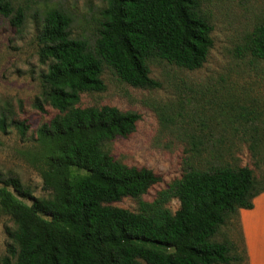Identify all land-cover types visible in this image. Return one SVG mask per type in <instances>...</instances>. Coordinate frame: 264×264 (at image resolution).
Here are the masks:
<instances>
[{
    "label": "trees",
    "instance_id": "1",
    "mask_svg": "<svg viewBox=\"0 0 264 264\" xmlns=\"http://www.w3.org/2000/svg\"><path fill=\"white\" fill-rule=\"evenodd\" d=\"M105 1L94 48L72 37V18L64 11L50 10L43 18L39 56L48 71L42 97L57 111L38 130L40 173L50 198H35L18 178L0 173V208L15 224L1 264H241L245 258L235 244L215 237L240 210L253 209L264 193V175L258 179L249 166L229 162L232 149L197 150L210 165L191 167L137 212L113 205L139 199L162 177L110 152L112 143L136 131L140 116L113 106L81 107L82 95L105 91L104 66L133 87L155 88L151 59L195 71L213 41L198 0ZM0 12L10 17L9 2L0 1ZM24 19L20 9L11 22L21 27ZM246 50L264 60V22ZM249 152L254 160L261 155L254 146ZM171 199L180 202L175 212L166 206Z\"/></svg>",
    "mask_w": 264,
    "mask_h": 264
},
{
    "label": "rangeland",
    "instance_id": "2",
    "mask_svg": "<svg viewBox=\"0 0 264 264\" xmlns=\"http://www.w3.org/2000/svg\"><path fill=\"white\" fill-rule=\"evenodd\" d=\"M0 1L9 2L12 10L10 17L0 12V173L3 178H18L35 198L48 199L50 192L44 189L40 173L42 148L38 130L57 111L43 102L42 78L48 65L40 61L39 30L47 12L62 10L72 18V37L94 48L107 3ZM198 2L200 15L212 27L213 41L202 68L188 71L154 58L149 62L150 77L158 86L137 88L104 66L105 91L82 95L81 107L113 106L140 116L136 131L112 143L110 152L128 166L145 167L162 177L147 194L139 199L124 198L113 204L116 207L137 212L141 202L159 199L191 167L206 169L211 162L206 155L199 156L197 150L232 149L229 162L249 166L258 179L264 175V60L246 50L264 22V0ZM20 9L25 15L24 23L15 27L11 19ZM252 146L261 152L256 160L249 152ZM263 196L264 193L257 197L254 215H245L247 223L264 217ZM166 206L175 212L180 202L171 199ZM244 212L240 210L238 218L222 227L215 240L233 242L236 254L245 258L241 264H252L242 220ZM14 228L12 217L0 208V264L11 242L8 229Z\"/></svg>",
    "mask_w": 264,
    "mask_h": 264
},
{
    "label": "crops",
    "instance_id": "3",
    "mask_svg": "<svg viewBox=\"0 0 264 264\" xmlns=\"http://www.w3.org/2000/svg\"><path fill=\"white\" fill-rule=\"evenodd\" d=\"M257 200L258 198L254 202L253 209L244 210L245 212L242 216V220L249 247L251 262L252 264H264V217L261 219H256L254 223H247L245 220V215L247 213L253 214L257 210L255 205Z\"/></svg>",
    "mask_w": 264,
    "mask_h": 264
}]
</instances>
